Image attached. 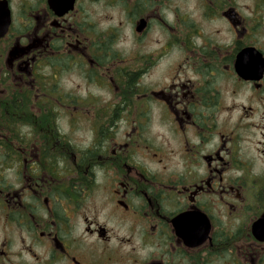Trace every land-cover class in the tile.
Masks as SVG:
<instances>
[{
  "label": "flooded vegetation",
  "instance_id": "af4514ba",
  "mask_svg": "<svg viewBox=\"0 0 264 264\" xmlns=\"http://www.w3.org/2000/svg\"><path fill=\"white\" fill-rule=\"evenodd\" d=\"M180 2L0 0V111L22 113L0 120V264H264V0H194L195 18ZM95 6L141 43L156 29L155 49L120 56ZM174 51L192 58L164 65ZM65 76L111 101L84 107ZM84 108L93 139L75 146L57 121ZM153 109L193 142L138 134ZM123 120L135 138L120 142Z\"/></svg>",
  "mask_w": 264,
  "mask_h": 264
},
{
  "label": "rangeland",
  "instance_id": "374dc122",
  "mask_svg": "<svg viewBox=\"0 0 264 264\" xmlns=\"http://www.w3.org/2000/svg\"><path fill=\"white\" fill-rule=\"evenodd\" d=\"M194 0H187V2H183L181 0L180 2V11L186 12L188 16L191 18H195L192 16V12H190V8L192 5V2ZM122 23L120 26L119 24ZM95 24H98L99 29L106 30L110 26H114V28L117 31V36L115 39V49L120 53L119 55L122 56L125 59H128L130 57H133L135 55H141L145 52L150 53L152 50L155 49V43L160 38V35L156 29L152 30L146 40L144 42L136 41L132 37L131 28L126 23H124L123 19L119 16L117 13V10L115 9H107L103 6H95ZM97 27V28H98ZM128 57V58H127ZM188 57L191 59V53H184L181 52H173L172 55L164 61V65L173 64L176 65L175 60L176 59H184ZM195 59V58H193ZM192 59V60H193ZM184 62V60L181 62V64ZM165 76V75H164ZM190 76V75H189ZM192 76V75H191ZM190 76V77H191ZM160 78V71L157 70L153 72L152 76L149 77L147 80H145V84L147 86H155L158 83V79ZM76 76L68 77L65 76L61 81L60 85L65 87L69 90H77L78 93L76 96H79L80 98L77 100L78 102L84 103V107H87V104H92L93 101L89 99H85L86 95L95 96V102L101 103H107L108 101H111V97H108L107 89L100 88L98 84H95V88L88 87L87 85H84L81 82H76ZM75 101V100H74ZM75 112L76 110H71ZM24 117H26L27 120L30 118L26 116L28 114H35L32 110H28L26 108ZM80 113V114H77ZM77 113H74L72 115H62L61 118L57 121L59 124V127L62 132H66L67 138L70 141L71 144L75 146H88L91 143V140L93 139L90 128L92 126V120L94 113L91 110H88L84 108V110H78ZM136 113V114H135ZM135 113H129L127 114L129 121H137V117L139 115V112L136 111ZM16 114H22L18 112L8 111L7 113H3L2 110L0 111V120L4 118H12L13 115L17 117ZM34 116V115H33ZM220 118V116H219ZM35 119V118H34ZM146 125L142 127V130L139 128L137 129L138 134H141L143 137H145L149 143H151L155 147H162V148H168L174 146V148L177 150L176 145L181 142H184L185 139H187L190 143L193 142V133L190 131H187L185 134H182L179 130V128L174 125L171 126L169 124V121L166 119H163L164 122L159 118V112H157L156 109L150 110V112L146 115ZM9 122V121H8ZM125 120H123L118 128L117 133L114 134V139H117V141L122 142L124 139L127 138L126 134L131 135V140L135 138L134 131H130V127H125ZM3 129L0 128V132H2ZM129 137V139H130ZM139 137V136H137ZM252 138V135L249 136ZM134 145V144H133ZM177 154V152H176ZM179 154V153H178ZM177 154V155H178ZM154 163V162H153ZM156 164V163H154ZM166 167L170 168L172 167L174 170H180L181 169V163L179 162L178 158L176 157L175 161H171L164 164ZM158 167V166H157ZM180 172V171H179ZM5 180L8 184L12 185L14 184L13 174L8 171L4 174ZM109 182L103 181V183L100 185L101 190H106L107 186L111 187L112 185H108ZM87 205V204H86ZM88 208L85 210V215L89 220L95 219V213L92 209L87 211ZM219 211H215L214 214H218ZM100 219H102V214H100ZM71 227L74 226L73 233L74 234H81L83 226L79 221H74L70 225ZM9 229V227H6L4 229V232ZM84 243L91 244V242L87 239L84 240ZM245 244V243H244ZM92 249H94V245L91 244ZM19 244L17 242L11 243V250L16 251L18 250ZM86 249L87 246H84ZM37 249V248H36ZM35 249V250H36ZM37 251H41V249H37ZM145 252L143 253V256H145Z\"/></svg>",
  "mask_w": 264,
  "mask_h": 264
}]
</instances>
